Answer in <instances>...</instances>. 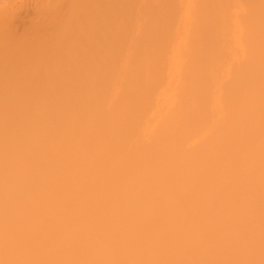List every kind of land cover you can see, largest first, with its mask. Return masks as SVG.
Masks as SVG:
<instances>
[{"label": "bare ground", "instance_id": "1", "mask_svg": "<svg viewBox=\"0 0 264 264\" xmlns=\"http://www.w3.org/2000/svg\"><path fill=\"white\" fill-rule=\"evenodd\" d=\"M0 264H264V0H0Z\"/></svg>", "mask_w": 264, "mask_h": 264}]
</instances>
